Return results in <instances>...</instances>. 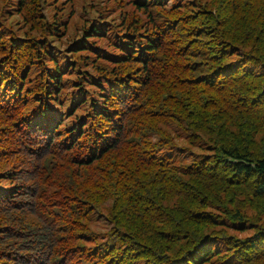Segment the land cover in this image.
<instances>
[{"label":"trees","instance_id":"16d2710c","mask_svg":"<svg viewBox=\"0 0 264 264\" xmlns=\"http://www.w3.org/2000/svg\"><path fill=\"white\" fill-rule=\"evenodd\" d=\"M0 264H264V0H0Z\"/></svg>","mask_w":264,"mask_h":264},{"label":"rangeland","instance_id":"374dc122","mask_svg":"<svg viewBox=\"0 0 264 264\" xmlns=\"http://www.w3.org/2000/svg\"><path fill=\"white\" fill-rule=\"evenodd\" d=\"M99 216H100V219H99L98 226L102 227L105 223L104 216L103 215H99Z\"/></svg>","mask_w":264,"mask_h":264}]
</instances>
